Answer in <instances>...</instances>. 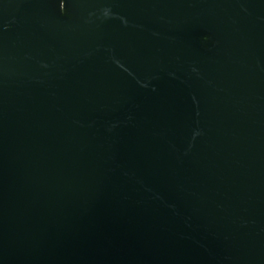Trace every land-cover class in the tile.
Here are the masks:
<instances>
[{
	"label": "water",
	"instance_id": "obj_1",
	"mask_svg": "<svg viewBox=\"0 0 264 264\" xmlns=\"http://www.w3.org/2000/svg\"><path fill=\"white\" fill-rule=\"evenodd\" d=\"M0 264H264V0H0Z\"/></svg>",
	"mask_w": 264,
	"mask_h": 264
}]
</instances>
